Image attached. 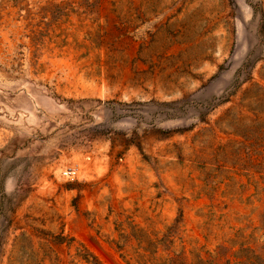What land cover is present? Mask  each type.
I'll return each mask as SVG.
<instances>
[{"label": "rangeland", "instance_id": "obj_1", "mask_svg": "<svg viewBox=\"0 0 264 264\" xmlns=\"http://www.w3.org/2000/svg\"><path fill=\"white\" fill-rule=\"evenodd\" d=\"M0 264H264V0H0Z\"/></svg>", "mask_w": 264, "mask_h": 264}, {"label": "built area", "instance_id": "obj_2", "mask_svg": "<svg viewBox=\"0 0 264 264\" xmlns=\"http://www.w3.org/2000/svg\"><path fill=\"white\" fill-rule=\"evenodd\" d=\"M61 175L63 178L67 179V180H78L80 178L81 175V171L78 167L76 166H70V167H66L62 170Z\"/></svg>", "mask_w": 264, "mask_h": 264}]
</instances>
